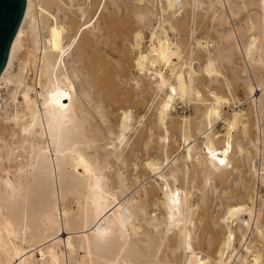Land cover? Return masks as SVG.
<instances>
[{
    "label": "bare ground",
    "instance_id": "bare-ground-1",
    "mask_svg": "<svg viewBox=\"0 0 264 264\" xmlns=\"http://www.w3.org/2000/svg\"><path fill=\"white\" fill-rule=\"evenodd\" d=\"M0 264H264V0H26L0 74Z\"/></svg>",
    "mask_w": 264,
    "mask_h": 264
},
{
    "label": "rangeland",
    "instance_id": "rangeland-1",
    "mask_svg": "<svg viewBox=\"0 0 264 264\" xmlns=\"http://www.w3.org/2000/svg\"><path fill=\"white\" fill-rule=\"evenodd\" d=\"M91 13H93V11H91ZM235 96L238 99H240L241 102L243 101L244 92H243V89L241 87H237L236 88ZM203 98H204V102L206 104L210 105L211 103H213V100L210 97L206 96L205 94L203 95ZM179 105L181 106V104H179ZM180 106L177 108V114L178 115H182V114L189 115L190 113H192V114L193 113L200 114L201 110H202V107H203L202 103H200L199 101H194V100L191 103L190 108H186L184 106L180 107ZM243 107H247V105L244 104ZM223 113L224 114L230 113V109H229L228 105H224L223 106ZM154 114H155L154 109L145 110L143 112V115L146 117V120L148 122H151L152 127H154L153 128L154 129V133L157 134V133L160 132V130L157 128V126H155V122H153ZM114 116H115V113L110 114V119L112 120V122L114 120ZM216 129L218 131H220V132H223V127H222V123L221 122L216 124ZM169 140H170V152H173L179 147V145L181 144V141H180V136L177 133V130L172 128V127H170ZM145 156L146 155L144 153H142L141 158L144 159ZM196 187L199 188V183H196ZM197 188L194 190V198L195 199L199 196V192H198ZM217 241L218 242L216 243V245L212 246V248H209L207 252H209V254L212 255V256H215V257H218V258H223L226 255V251L230 252V248H229V246L227 247V244L224 243L223 234L219 235L217 237ZM217 244L219 245V249L215 248L217 246Z\"/></svg>",
    "mask_w": 264,
    "mask_h": 264
},
{
    "label": "water",
    "instance_id": "water-1",
    "mask_svg": "<svg viewBox=\"0 0 264 264\" xmlns=\"http://www.w3.org/2000/svg\"><path fill=\"white\" fill-rule=\"evenodd\" d=\"M26 0H0V74L24 14Z\"/></svg>",
    "mask_w": 264,
    "mask_h": 264
},
{
    "label": "snow or ice",
    "instance_id": "snow-or-ice-1",
    "mask_svg": "<svg viewBox=\"0 0 264 264\" xmlns=\"http://www.w3.org/2000/svg\"><path fill=\"white\" fill-rule=\"evenodd\" d=\"M173 92H175V89H173ZM65 99H67V97H65ZM60 106L63 107V104H61ZM219 163H220L221 165H223V164H225V161H224L223 159H221V160L219 161ZM177 195H178V194H177Z\"/></svg>",
    "mask_w": 264,
    "mask_h": 264
}]
</instances>
